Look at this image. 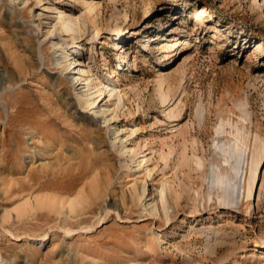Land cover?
I'll use <instances>...</instances> for the list:
<instances>
[{"label":"rangeland","instance_id":"374dc122","mask_svg":"<svg viewBox=\"0 0 264 264\" xmlns=\"http://www.w3.org/2000/svg\"><path fill=\"white\" fill-rule=\"evenodd\" d=\"M8 8L0 0V264H264V0ZM40 9L52 18L36 35ZM58 11L75 30L43 34ZM66 54L77 60L61 75ZM77 64L94 90L108 86L97 103L119 139L68 104ZM230 151L244 153L240 177Z\"/></svg>","mask_w":264,"mask_h":264},{"label":"bare ground","instance_id":"6f19581e","mask_svg":"<svg viewBox=\"0 0 264 264\" xmlns=\"http://www.w3.org/2000/svg\"><path fill=\"white\" fill-rule=\"evenodd\" d=\"M8 1H9V5H10V8H8V9L10 11H16L17 9H20V8H18L19 5H26L29 0H8ZM42 1L43 0H37L38 3L42 2ZM13 6L15 8H13ZM42 10H44V9H40L34 15V17L36 16V17L40 18V20L38 22H35L34 19H32L30 21L32 23V25H34L31 30L36 35H40L42 33L43 22L41 20H43V18H45V19L52 18L49 15V13L44 12ZM54 19H56V20L53 24V27L55 28L56 26H58L57 32L54 33V30L47 29L46 32L43 34H45V35L46 34L47 35H54L55 34V36L57 38H62L63 34H65L66 32L75 30V28L73 27V19L64 15L62 13V11H58L57 16L54 17L53 20ZM47 21H49L47 23L52 22L50 20H47ZM25 22H27V21H25ZM45 37H46L45 39H47V36H45ZM53 45L59 46L61 44L59 42L55 41L53 43ZM70 55L71 54H66L65 56L59 55L56 58V61L58 62L57 64H60V66H62L61 75L64 74V72H63L64 69H67L71 64L73 65V63H75L77 60V59L74 60L73 59L74 57L71 59H67L66 56L69 57ZM126 58H128L127 55H126ZM69 60H72V61L69 62ZM73 68H76L77 71H72V72L70 71L71 75L69 76V79L71 80V84L74 87L75 92L71 93V94L67 93L66 100H68V104L75 106L77 108L78 112H80L81 114L85 113L86 111L88 112V111L92 110V115H91L92 117L90 119L91 120L90 122L94 123L95 125H99L100 123L106 124L108 129H110V131H111L110 133L113 135V138L115 140L119 139L121 130L117 128L116 124L112 123L111 117H109V118L107 117V114H106L107 110L105 108H101V106H99V104L97 103L98 98L102 95V93L105 91V89H107L108 86L106 85V88L97 87L98 89L94 90L96 88V83L94 84V82H92V80L88 77H83L85 70L78 67V64L75 65ZM61 78L62 77L60 76L59 79H61ZM115 90H116V88L113 86L108 91H110V94H114ZM64 96H66V95H64ZM98 106H99V108H97ZM124 148H126V147H124ZM229 157L234 159L233 171L236 175H238L240 177L242 175V170H243V166L245 163L244 153L243 152L241 153V151H230ZM212 177H214L216 182H219L218 183L219 185L222 184V186L224 187V189L226 191L225 193L227 195L224 194V197H222V198L230 200V202H232V204H235V205L239 204L240 187H239V185H236L235 183L232 182L233 177H231L227 173H222L219 170H214ZM212 177H211V179H213ZM212 184H213V182H212ZM222 201H223V199H222Z\"/></svg>","mask_w":264,"mask_h":264}]
</instances>
